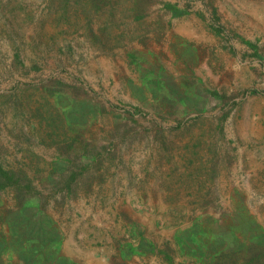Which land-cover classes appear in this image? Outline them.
<instances>
[{"label": "rangeland", "instance_id": "rangeland-1", "mask_svg": "<svg viewBox=\"0 0 264 264\" xmlns=\"http://www.w3.org/2000/svg\"><path fill=\"white\" fill-rule=\"evenodd\" d=\"M0 264H264V0H0Z\"/></svg>", "mask_w": 264, "mask_h": 264}]
</instances>
